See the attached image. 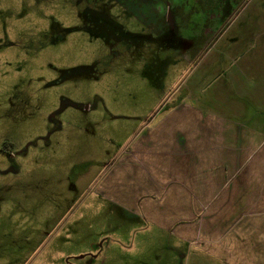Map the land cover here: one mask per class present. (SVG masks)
Wrapping results in <instances>:
<instances>
[{
    "label": "rangeland",
    "instance_id": "374dc122",
    "mask_svg": "<svg viewBox=\"0 0 264 264\" xmlns=\"http://www.w3.org/2000/svg\"><path fill=\"white\" fill-rule=\"evenodd\" d=\"M179 103L264 116V0H0V264H193L104 181Z\"/></svg>",
    "mask_w": 264,
    "mask_h": 264
},
{
    "label": "crops",
    "instance_id": "0c3cea01",
    "mask_svg": "<svg viewBox=\"0 0 264 264\" xmlns=\"http://www.w3.org/2000/svg\"><path fill=\"white\" fill-rule=\"evenodd\" d=\"M185 107L139 128L104 181L123 179L125 200L186 246V262L196 251L193 264H264V116L197 108L189 120Z\"/></svg>",
    "mask_w": 264,
    "mask_h": 264
},
{
    "label": "flooded vegetation",
    "instance_id": "af4514ba",
    "mask_svg": "<svg viewBox=\"0 0 264 264\" xmlns=\"http://www.w3.org/2000/svg\"><path fill=\"white\" fill-rule=\"evenodd\" d=\"M168 27H166V29H167Z\"/></svg>",
    "mask_w": 264,
    "mask_h": 264
}]
</instances>
